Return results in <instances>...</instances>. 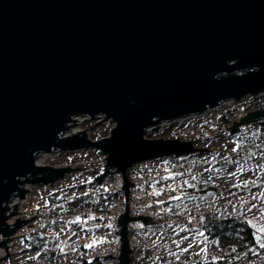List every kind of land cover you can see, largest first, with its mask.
<instances>
[{
  "label": "water",
  "instance_id": "water-1",
  "mask_svg": "<svg viewBox=\"0 0 264 264\" xmlns=\"http://www.w3.org/2000/svg\"><path fill=\"white\" fill-rule=\"evenodd\" d=\"M261 93L264 0H0V251L36 218L8 224L20 214L15 205L9 216L10 204L30 192L24 185L75 171L38 166L37 156L96 150L124 178L117 264H131L128 225L155 223L129 216L128 172L207 152L147 131ZM78 117L115 128L96 142L88 130L65 136ZM262 119L264 110L251 112L233 128Z\"/></svg>",
  "mask_w": 264,
  "mask_h": 264
},
{
  "label": "rangeland",
  "instance_id": "rangeland-1",
  "mask_svg": "<svg viewBox=\"0 0 264 264\" xmlns=\"http://www.w3.org/2000/svg\"><path fill=\"white\" fill-rule=\"evenodd\" d=\"M254 102L264 105L263 99ZM254 107L256 108V105H250L248 108H244V115L246 116L248 113L264 110L263 108L252 111ZM76 121H78L74 124L76 126H73L65 136L72 137L88 130L85 133L90 140L96 142L109 138L112 130L115 128V124L100 123L99 118L92 121L88 117H78ZM257 123H255L256 126L254 127L256 130H258L259 123H264V119L257 121ZM227 134L218 123V119L210 117V119L193 118L177 120L171 126L166 125L158 133L151 131L146 138L178 139L185 142H194L197 148L202 150L211 149L219 151L220 148H218V145H215L217 142L215 140L220 135ZM212 140H214V143H212ZM223 142H225V145H223L225 152H230L231 144L227 143L226 139ZM238 146L240 153L239 162H237L240 169L239 178L227 183L221 181L218 183V176L212 175L211 172L214 166H211L209 169L207 167L205 170L194 171L186 178L188 187L186 193L191 191H208L209 193L203 198L202 195H199L196 199L192 195L186 194L183 196L184 200L177 205V209L183 215L191 217L195 224L201 226L203 218L212 220L213 223L239 219L246 221L252 227L255 225L254 228L258 233L261 243H264V232L260 231V228H264V151L256 150L249 152L245 149V143L241 141L238 142ZM75 157L84 158L85 160H88L86 158H93L98 160V163L80 165L79 159L73 161L74 157L70 154H63L61 157L57 156L55 161L50 163L54 167L57 165L59 168L70 167L72 170H75L66 182L55 187L24 185V188L30 191L27 193L30 195V198L27 205L24 206L25 209L47 208L53 210L60 217V220L48 228L43 235L44 237H41V240L31 245L26 243L27 240L25 241V239L28 238H25L24 235L9 242L7 245L10 247L8 249L9 252H7L6 248L2 249L3 260L0 261V264H62V258H65L67 262L72 261V257L79 254L82 245L91 244L94 240L99 243L102 240L103 235L108 230V225H99L97 222L89 224L83 220H80L79 223L70 222L77 219L73 216L72 208H74L75 204L72 203L74 201H72V198H78L81 194L91 193L94 178L104 168V156L102 157L99 151L89 150L79 152ZM48 160L49 158L45 157L43 161L47 163ZM248 175L252 177H248ZM179 183L180 181L177 180V182H173L171 185H178ZM226 184L232 185L226 186ZM223 199H226V204L224 205L221 203ZM224 208L226 209L224 210ZM18 219L20 221L27 220V216L23 214L22 210L19 215L17 214L13 219H10L8 224L12 228H15L14 225ZM18 230L15 236L20 235V231ZM209 232V227H203V229L192 234L190 237L189 234L180 239L170 241L167 245H158L154 248L153 253H149L147 258L158 257V259L162 258L164 262L171 261L172 264H196L209 251L219 252L221 259H224L223 263L218 262L217 264H239L236 263V260H239V255L225 262V257L231 253V250L224 248L219 242L209 237ZM2 237H0L1 242L5 240ZM87 249L89 248L87 247ZM9 253L11 256L6 258ZM50 254L56 257L51 263L42 258V256L48 257ZM132 257L131 264L143 263V260L136 261L135 257ZM246 264H264V253H260L253 261Z\"/></svg>",
  "mask_w": 264,
  "mask_h": 264
},
{
  "label": "built area",
  "instance_id": "built-area-1",
  "mask_svg": "<svg viewBox=\"0 0 264 264\" xmlns=\"http://www.w3.org/2000/svg\"><path fill=\"white\" fill-rule=\"evenodd\" d=\"M259 99L264 100V93H261L258 97L248 96L241 102L226 101L213 110L181 120L193 118L210 119V117L218 119L227 111L237 109V106L249 104L250 102ZM236 113L238 118L235 122H239L241 118L245 116L244 108H239ZM99 120L101 122L103 119ZM106 123L111 124V121ZM173 123H175V121L163 124L160 127L159 132L164 129L166 125L171 126ZM254 125L256 126V124ZM151 131V129L148 130L147 134L151 133ZM224 131L228 134L220 135L215 140L217 141L215 145H218V148H220L219 151L205 149L207 152L197 151L183 157L159 159L153 162L136 165L128 172L129 180L133 184H136L130 186L131 196L128 206L130 212L129 216L132 218H138L139 216L150 217L152 218V222L155 223L145 225L143 221H134L128 225L129 245L132 252L131 254H133L131 255L132 260V256H134L136 261L143 260L142 264H172L171 261L164 262L162 258H147V256H149V253H153L154 248L158 245H167L168 242L180 239L181 237L189 234L190 237L192 234H195L199 230L203 229V227L206 228L210 225L209 220H206L205 218L202 219V226L195 224L191 217L183 215V213L179 212L177 206L171 205L172 201L186 194V191L188 190L186 178L192 172L205 170L207 167L209 169L211 166H214L211 172L212 175L218 176V183L220 181L227 183L239 178L240 169L237 162H239L240 153L238 142H244L245 149L249 152L256 150L264 151V126H261V129L258 130L254 129V127L247 126L240 128L228 127V130L225 128ZM225 139L227 143L231 144L230 152L228 153H226L223 148V145H225V142L223 141ZM212 141V143H214V140ZM195 147L197 148L196 144ZM79 152L83 151L67 154L60 151H54L50 154H44L45 157L49 158L47 163L45 161H42V163H37L36 161V163L38 166L40 165L42 167H54V165H51L50 162L55 161L57 156L61 157L63 154H70L74 157L73 161L79 159L80 165L98 163V160L93 158H86L88 160H85L84 158H76L75 155ZM103 156V169H106V156L102 155V157ZM37 157H39V155ZM213 157L215 158L212 159ZM54 168H59V166L55 165ZM71 175L72 174L66 175L63 180L55 184L41 186L55 187L66 182ZM248 177L252 176L248 175ZM177 180L180 181L178 185H171L173 182H177ZM230 185L232 184H226V186ZM123 186L124 178L122 175L117 174V176L95 186L91 190V200L87 203L85 208H75L73 216L103 220L107 225L111 224L112 226L108 227V230L103 235L101 240L103 242L100 241L82 253L81 257L83 259L90 262L95 260H111L113 263L115 262L114 264L118 263V256L121 250L122 241L121 235L116 233L122 231L118 221L120 216L126 213L127 206L126 192L125 190H122ZM85 195H87V193L81 194L80 197ZM206 195L207 194H203L202 198ZM29 198L30 195L28 194L24 199L16 197L12 204H10L11 212L9 213V216H11V213L15 211L14 206L18 205V213L22 210L23 214L27 216V220L36 217L34 220L28 222L24 227H21L20 230H18L20 231L19 236L14 235L11 239L16 240L17 237L20 238L22 235H24L25 238L40 235L43 233L46 226L53 224L57 220V215L53 210L43 207L25 209L24 206L29 202ZM225 200L226 199L222 200V205L226 204ZM225 209L226 208H224V210ZM13 217L11 219H13ZM210 222H212V220ZM2 238L5 240L7 239L5 237ZM2 252L3 251L1 250L0 258H2ZM111 255L115 258H106ZM220 260L221 256L219 252L208 251V253L205 254V256L202 257L198 263L217 264Z\"/></svg>",
  "mask_w": 264,
  "mask_h": 264
},
{
  "label": "trees",
  "instance_id": "trees-1",
  "mask_svg": "<svg viewBox=\"0 0 264 264\" xmlns=\"http://www.w3.org/2000/svg\"><path fill=\"white\" fill-rule=\"evenodd\" d=\"M250 103H252L250 105H253V106L256 105V108L254 107L252 111L256 109L264 108L263 104L255 103L254 101ZM250 105L245 104V105L237 106V109L229 110L224 115L220 116L218 118V123L220 124L222 129H225V128L228 129V127H233L234 122L238 118V116H236L237 115L236 112L239 110V108H246V107L248 108ZM261 126L262 125L259 124L258 129H261ZM247 127H255V125H248ZM115 176H117V174L114 171L109 170V169H103L102 172L99 173L94 178L92 189L95 186ZM208 193H209L208 191H205V192L204 191H201V192L191 191V192H187L186 194L187 195L190 194L192 195L193 198L196 199L199 197V195L208 194ZM183 196L184 195L172 201L171 205L177 206L180 202H182V200H184ZM90 200H91L90 194H87L85 196L78 197V198H72V201H73L72 203L75 204L74 208H72L73 213H74L75 207L85 208V206H87V203ZM59 220H60V217L57 215V220L53 224L46 226V228L43 230V233H41L40 235H37L34 238L25 239V241L27 240L26 243L31 245L41 240V237L48 230V228L58 223ZM80 220L87 221L89 224L92 222H97L99 225H107L105 221L98 220V219H89V218L80 217ZM210 221L211 220H209L210 225L208 226L210 228L209 237L219 242L224 248L231 250V253L225 257V260H226L225 262H228L229 260L234 259L236 255H239V260H236V263L246 264V263H250L251 261H253L257 256H259L260 253H264V248L260 247L261 240L258 236L257 231L255 230L254 227H252L246 221H243L240 219L239 220H229V221L226 220V221H221L219 223H213ZM85 245L86 244L80 247L79 254L72 257V261L67 262L65 258H62L61 259L63 260L62 264H114L113 261L111 260H104V261L95 260V261L90 262V261L83 259L81 255L84 251L87 250V247H85ZM42 258H44L45 261H48L49 263H51L54 261L56 257L55 255L50 254L48 257L42 256ZM223 262H224V259H221L220 263H223ZM196 264H200V263H196Z\"/></svg>",
  "mask_w": 264,
  "mask_h": 264
},
{
  "label": "snow or ice",
  "instance_id": "snow-or-ice-1",
  "mask_svg": "<svg viewBox=\"0 0 264 264\" xmlns=\"http://www.w3.org/2000/svg\"><path fill=\"white\" fill-rule=\"evenodd\" d=\"M253 207H255V205H253ZM79 222H80V218L77 217V219L75 221H71L70 223H79ZM249 223H251V221H249ZM108 227H112L111 224H109ZM253 227H255V225H253ZM260 231L264 232V228H260ZM201 235H203V233H201ZM101 242H103V241H101ZM96 243H97V241L94 240L91 244L85 245V247L91 248L94 245H96ZM260 247L264 248V243H261ZM185 251H186V249H185Z\"/></svg>",
  "mask_w": 264,
  "mask_h": 264
},
{
  "label": "bare ground",
  "instance_id": "bare-ground-1",
  "mask_svg": "<svg viewBox=\"0 0 264 264\" xmlns=\"http://www.w3.org/2000/svg\"><path fill=\"white\" fill-rule=\"evenodd\" d=\"M146 135H148V134H146ZM44 158H45L44 154L39 155V157H37V159H36L37 163H42V161L44 160ZM0 242H1V240H0Z\"/></svg>",
  "mask_w": 264,
  "mask_h": 264
}]
</instances>
